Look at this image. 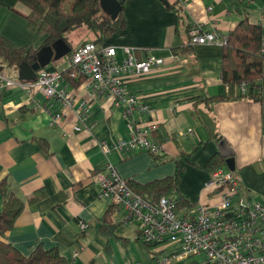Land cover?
Returning <instances> with one entry per match:
<instances>
[{"label":"crops","instance_id":"crops-1","mask_svg":"<svg viewBox=\"0 0 264 264\" xmlns=\"http://www.w3.org/2000/svg\"><path fill=\"white\" fill-rule=\"evenodd\" d=\"M183 2L179 19L158 0H124L123 29L101 42L132 47L137 59L141 53L162 58V64L149 73L122 79L124 89L151 109L150 114L132 113L123 119L106 98L90 100L89 114L78 123L79 130H73L76 117L72 111L58 124H49L59 110L53 101L35 111L19 86L0 93V179L22 199L21 210L3 239L21 254L27 255L41 244L55 247L65 264H160L171 248L145 242L135 225L114 218L111 206L97 198L91 177L106 164L122 179L139 184L176 171L177 190L189 208L196 204L211 207L219 202V196L205 186L211 172L205 165L218 154L216 144L221 139L233 157L231 172L240 193L264 204V59L258 101L240 97L238 87L225 97L226 86L219 76L221 45L190 44L186 33L188 25L195 22L203 30L226 35L244 13L260 23L264 0ZM26 13L17 0H0V37L17 47L34 49L43 36L28 28L23 18ZM84 40L71 42L72 48ZM68 51L61 42L51 52L40 50L36 57L39 70L58 69L62 62L59 69H64ZM19 64L7 67L0 59L10 78L26 81L19 79ZM67 82L76 97L85 96L80 80L67 78ZM148 121L157 126L147 134V139L159 146L157 160L140 149L101 150V144L127 139L131 126L143 127ZM220 168L228 170L225 163ZM40 190L41 198L28 201ZM107 207L112 227L104 234ZM79 223L84 224L83 229ZM184 263L168 260L164 264Z\"/></svg>","mask_w":264,"mask_h":264},{"label":"built area","instance_id":"built-area-1","mask_svg":"<svg viewBox=\"0 0 264 264\" xmlns=\"http://www.w3.org/2000/svg\"><path fill=\"white\" fill-rule=\"evenodd\" d=\"M177 1L181 6L184 4L183 0ZM186 33L190 44L222 45L225 41V34L203 30L200 23L188 25ZM261 51L264 53V37ZM141 56L137 59L135 50L129 46L85 41L70 50L64 69L38 70L33 81L14 80L8 70L0 66V93L11 86H19L35 111L43 110V104L53 101L59 110L52 114L49 124H58L68 111H72L76 117L73 130H79L78 123L89 114L90 100L106 98L120 110L123 119L132 113L150 114L152 110L122 86L123 77L147 74L163 62L151 53H141ZM67 78L80 80L84 97L75 96ZM247 84L244 81L237 85L241 94ZM156 127L153 121L146 122L143 127L131 126L127 139L110 145L103 143L101 150L140 149L157 154L158 144L147 139L148 132ZM91 180L97 187V198L111 206L114 218L118 216L117 219L135 225L145 242L171 248L160 264L198 257L200 260L193 264H264V204L240 193L231 171L216 168L205 183L218 194V203L211 207L196 204L188 210L176 209L172 196H161L154 202L146 200L132 191L109 164L94 173ZM79 227L83 229L84 224L79 223Z\"/></svg>","mask_w":264,"mask_h":264},{"label":"trees","instance_id":"trees-1","mask_svg":"<svg viewBox=\"0 0 264 264\" xmlns=\"http://www.w3.org/2000/svg\"><path fill=\"white\" fill-rule=\"evenodd\" d=\"M17 1L27 9L23 18L28 28L43 36V41L39 47L34 49L21 48L0 37V59L7 67L17 66L21 61L28 64L35 63L37 52L41 48L50 47L57 41L69 49L65 57L67 58L72 48L71 41L67 36L71 31H89L92 38L85 39L83 42L101 43L124 27V1L119 4L120 9L114 20L98 13V0ZM166 9L174 12L177 18H182L183 8L177 0H169ZM263 37L264 13L260 23L251 20L246 13L242 14L233 28L226 33L225 41L221 45L219 73L222 83L226 86L225 97L233 95V90L237 85L245 81L248 84L239 96L257 101L260 99L259 80L261 63L264 59V53L261 51ZM73 83L76 82L73 81ZM151 156L155 160L158 159L155 154H151ZM223 164V157L219 153H215L210 157L205 168L212 171L223 167ZM177 183L178 173L176 171L164 178L143 184L126 180V184L132 191L148 201L154 202L161 196H172L176 209H188L190 205L178 192ZM42 196L43 191H37L28 197V201H34ZM0 197V264H65V260L55 247L46 248L37 244L27 255H23L3 239L4 233L11 229L21 210L22 199L9 190L8 182L5 179H0ZM110 210L107 207L103 215L102 231L104 234L111 231L112 225L108 222Z\"/></svg>","mask_w":264,"mask_h":264},{"label":"water","instance_id":"water-1","mask_svg":"<svg viewBox=\"0 0 264 264\" xmlns=\"http://www.w3.org/2000/svg\"><path fill=\"white\" fill-rule=\"evenodd\" d=\"M124 0H98V5H100L102 2L107 3V8H109V18L111 20H114L119 12V4L123 2ZM161 2L163 6H167L169 4L168 0H158ZM60 41H57L53 43L50 47H45L49 52H51V49L54 48V46ZM44 48H41L42 50ZM40 50L37 52V59L39 57ZM43 66V65H42ZM40 65L37 63V61L33 64V66L27 65L24 61L20 62L18 66V75L19 79L26 80V81H33L36 76V70H39ZM54 69L53 66H49L47 68H44L46 71H52ZM217 152L221 157L224 159L225 166L228 170L232 171L234 169L233 164V157L231 156V152L229 148L227 147V144L224 140H219L216 144Z\"/></svg>","mask_w":264,"mask_h":264},{"label":"rangeland","instance_id":"rangeland-1","mask_svg":"<svg viewBox=\"0 0 264 264\" xmlns=\"http://www.w3.org/2000/svg\"><path fill=\"white\" fill-rule=\"evenodd\" d=\"M98 13L105 15V16H109V8H107V3L106 2H102L100 5H98ZM68 38L70 39V41L72 43H76V42H80L83 39H91L92 38V34L89 31H71L68 35ZM64 62H62V64L60 66H58L57 68L59 69ZM11 73L13 74L14 69L11 68ZM199 258H189L187 260H185L184 264H193L195 261H199ZM174 261V260H173ZM167 263V262H166Z\"/></svg>","mask_w":264,"mask_h":264}]
</instances>
